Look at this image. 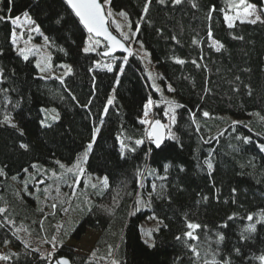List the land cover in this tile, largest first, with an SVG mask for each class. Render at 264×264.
<instances>
[{"label": "trees", "instance_id": "trees-1", "mask_svg": "<svg viewBox=\"0 0 264 264\" xmlns=\"http://www.w3.org/2000/svg\"><path fill=\"white\" fill-rule=\"evenodd\" d=\"M231 1L108 0L123 38L126 14L131 51L105 56L99 38L83 51L94 37L65 0H0V264H264V22L230 27ZM25 13L48 35L54 62L70 63L63 78L39 75L15 47L10 18ZM139 46L173 98L150 85ZM44 106L59 113L47 124ZM145 111L164 125L159 147ZM78 161L84 177L66 190V167ZM28 173L46 182L20 191ZM89 229L99 232L93 253L67 243ZM23 233L53 245L34 248Z\"/></svg>", "mask_w": 264, "mask_h": 264}, {"label": "rangeland", "instance_id": "rangeland-1", "mask_svg": "<svg viewBox=\"0 0 264 264\" xmlns=\"http://www.w3.org/2000/svg\"><path fill=\"white\" fill-rule=\"evenodd\" d=\"M103 1L107 9V2H105V0ZM246 5L255 6L254 12H252V9H249V12H252L251 15L244 14V7ZM229 7L231 11H226L225 16L232 17L231 24L234 23V21L237 19L250 21L252 19H255L257 15L260 16L261 19H264V12L258 6L257 3L244 0V3L242 5L241 0H232L229 4ZM37 27L39 28V31H36ZM118 30L120 31V33H123L127 36L130 30L129 23L127 22L126 18L120 14H118ZM13 36H15L14 45L18 50L20 51L24 50L25 55H33L35 58L36 65L38 62L40 63V67H45V65H47V67L45 68V71L43 72L40 70L39 67H37L39 75L44 76V77L56 76V77L63 78L64 76L67 75V73L69 72V69H71V65L69 62H66V61L54 62L53 57H52V54H53L52 44H51V41L48 35L44 31H42V29L38 25L34 23L33 19L28 14L27 16L25 15L20 16L17 23L14 24L12 40H13ZM45 37H47V39H45ZM94 41L97 42L95 40V37L92 38L90 42L86 43L85 47H89L90 49H92L93 48L92 45H95ZM136 51L139 53L142 59V62L146 69V73L150 80V85L153 87V89L156 92L160 93L161 96L165 97L168 100L173 98V94H171V92L169 91L171 86L168 83V88H167L165 83L160 79L161 71L155 64L154 60L152 59L150 52L143 46L137 47ZM109 99L112 100V95L110 96ZM171 108L172 107H170V109ZM58 116H59V113L55 107L53 106L43 107L42 123L44 124L50 123L51 121L56 119ZM147 117H148V120H147L148 127L150 128L152 124L156 122L157 120L154 119L153 114H150ZM8 119L10 120V123H14L12 119L10 118ZM149 131L151 132V128ZM85 161L86 160H84L83 162L84 167H85ZM76 164L66 167L68 170L72 169V171H70L71 174L69 175L66 174V176L65 175L63 176L62 184L64 185L66 190H68L67 187L71 184L75 188L79 187L80 180L84 177L85 172H84L83 165L79 163V168H75L74 165ZM80 169H83V171H80ZM57 172L58 171L54 168L51 170L52 175ZM25 178L26 179L24 180L22 179L21 181L17 182V185H19L20 191L33 192L35 191V189L38 187L39 184H44V181L46 182V178H42L40 180L33 179V175L31 173H28L25 176ZM100 178L105 179L106 177L100 176ZM92 180H93V183H97L99 182L100 179L92 178ZM28 181L30 183H27ZM31 184L33 187L31 186ZM43 196L49 197L50 194L49 192L47 194L44 192ZM61 196H62V193L57 192L55 193V195H53L52 199L58 200L61 198ZM46 201L50 202L49 198H46ZM149 221L151 222L152 219H150ZM98 234H99L98 231L89 229L80 239L69 238L67 240V243L73 244L76 247L78 252L85 253V254H91L93 253V248H94L96 239L98 237ZM23 236L27 244L34 248L48 249V248H51L53 245L52 242L46 239H38V238H35L34 236H31L30 234L23 233ZM146 238L149 243L153 241V236L151 233ZM0 257H5V253L4 252L0 253ZM2 259L3 258H0V260ZM162 264H165V263H162Z\"/></svg>", "mask_w": 264, "mask_h": 264}, {"label": "snow or ice", "instance_id": "snow-or-ice-1", "mask_svg": "<svg viewBox=\"0 0 264 264\" xmlns=\"http://www.w3.org/2000/svg\"><path fill=\"white\" fill-rule=\"evenodd\" d=\"M105 2H108V0H105ZM159 2L161 4H163L165 2V0H159ZM66 3L70 6V8L75 13V16L79 18V22L81 24H83V26L87 29V31L89 33H94L97 36H104L111 43L113 48H115V47H124V45H122L120 43V41L115 36H113L108 31V29L106 28V26H105L106 25V16H105L104 10L102 8V5L98 2V0H66ZM173 3L179 4V3H181V0H173ZM243 3H244V0H241V4L242 5H243ZM193 6H195V5H193ZM249 9H252V12H254L255 11V6L254 5H246L244 7V14L245 15H251L252 14V12H249ZM145 11H147V6H145ZM108 15L110 16L111 12H109ZM120 15L125 16L126 14L121 12ZM25 16H27V13H25ZM0 19H3V17H0ZM10 19H11V22L13 24H16L17 21L19 20V17H16L14 19L10 18ZM225 19L229 22V26L231 27L232 26V24H231L232 17L225 16ZM258 21L264 22V21H261V18L258 15L255 17V19H252L249 22L255 24ZM36 31H39L38 27H37ZM121 35H124V38L128 39L127 35H125L123 33H121ZM45 39H47V37H45ZM13 43H15V36H13ZM91 50L92 49H90L89 47H85L83 49V51L86 52V53L91 51ZM217 50H219V47H217ZM125 51H128V49L125 48ZM20 54L22 56H24V59H26V60L28 59L27 55L24 54V50H21ZM125 59H127V58L125 57ZM180 62L183 63V61H180ZM37 67H39L40 70L43 72V71H45V68L47 67V65H45V67H40V63L38 62L37 63ZM105 67H107V69L109 71L112 70L111 65H105ZM69 71H70V69H69ZM111 103H112V100L109 99L108 100V104H111ZM151 103H152V101L149 100V104H151ZM204 115L207 116L208 113L205 112ZM145 116H147V111H145ZM4 123H10V120L6 117ZM141 123L147 124L148 121L147 120H142ZM234 123H236V122H234ZM155 125L156 126H161L160 125V121L157 120L155 122ZM11 126L15 127L14 124H12ZM96 131H98V129ZM150 135H154L156 140L159 141L160 137H159L158 133L153 132V133H150ZM135 143L137 145H140L142 143V141L137 140ZM21 147H25L26 148L27 145H21ZM157 147H159V143H157ZM91 148H92V144L90 143V144L87 145V149H86L85 153L83 154L85 160L87 159L88 151H90ZM123 148H124V145L122 143V146H121V150L122 151H123ZM132 150L134 151V149H132ZM74 167L75 168H79V161H78V163L76 165H74ZM167 167L168 166L165 165V170H167ZM208 167H209V169L212 168L211 163H208ZM69 171H72V169H69ZM80 171H83V169H80ZM104 183H105V185L107 184V178H105ZM93 187H95V185H93ZM153 189H155V185H153ZM2 211H4V210L0 209V212H2ZM230 219H231V217H230ZM248 219L252 220L253 217L251 215H249ZM198 227H200V226L197 225V224H193V223H189L188 224V228L189 229H196ZM247 230L248 231H255V224H249ZM185 235L188 236L191 239H197V237L193 236V232L192 231L187 232ZM177 239H179V237ZM220 239L223 240V236H220ZM192 251L194 253H196L195 246H192ZM196 254L198 255V253H196ZM0 258L7 259V257H0ZM259 259L262 262H264V256H261ZM57 264H69V261L67 259H63L62 258L61 260L57 261ZM114 264H116V262H114ZM206 264H207V262H206ZM213 264H215V262H213Z\"/></svg>", "mask_w": 264, "mask_h": 264}, {"label": "water", "instance_id": "water-1", "mask_svg": "<svg viewBox=\"0 0 264 264\" xmlns=\"http://www.w3.org/2000/svg\"><path fill=\"white\" fill-rule=\"evenodd\" d=\"M98 2L102 5V8H103L104 13H105V16H106V25H105L106 28L108 29V31L113 36H115L120 41V43L122 45H124V47H115V48H113L112 45H111V43L104 36H97L94 33H89L87 31V29L84 27L86 29L87 33L90 34L91 36L95 37V38L101 39L105 43V48L102 50V54L105 55V56H110V55H115V54H126V53H129L131 51V48H130V45L128 44V42L122 36H120L117 32H115L112 29L111 25H110L109 15H108L106 6L104 4V1L103 0H98ZM261 5H262V8L264 10V0H261ZM125 48H127L128 51H125ZM160 125L161 126H156L155 125V122H154L153 125H152V127H151V133L156 132V133L159 134V137H160L159 141H157L156 138H155V136L152 135V138H153L154 142H156V143L162 142L164 140V138H165V130H164V126H163L162 122H160ZM62 258L63 259H67L69 261V264H72L71 260L67 256H58V257H55V258L52 259L51 264H57V261L61 260ZM83 264H95V263H93V262H87V263H83Z\"/></svg>", "mask_w": 264, "mask_h": 264}]
</instances>
